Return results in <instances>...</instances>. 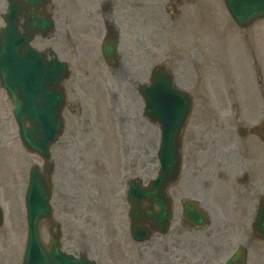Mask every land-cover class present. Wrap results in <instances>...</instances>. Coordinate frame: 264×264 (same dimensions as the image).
<instances>
[{
  "label": "rangeland",
  "instance_id": "obj_1",
  "mask_svg": "<svg viewBox=\"0 0 264 264\" xmlns=\"http://www.w3.org/2000/svg\"><path fill=\"white\" fill-rule=\"evenodd\" d=\"M204 1L207 0H196L191 4L186 26L176 30L174 41L158 43L149 29L148 54L151 59L148 65L158 62L159 54L155 51L165 50L164 57H169L165 65L173 72L176 83L189 90L193 97L191 119L183 138L180 181L168 187L173 203V220L169 229L184 227L175 215L182 198H201L211 213L212 224L207 229H213L218 222L219 229L232 225L228 229L235 232V235L228 236L231 243L224 245L221 252L208 251L212 256L208 259L220 260L232 251L234 241L242 237L240 234L249 229L254 203L251 196L248 203L236 212L229 208L230 200H226L230 196L225 194L226 190L230 194L231 187L233 190V187L238 189L240 186L230 183L224 190L220 179L211 181L208 178L214 168L215 153L228 147L250 148L238 159L233 154L230 164L239 169L240 156L246 155L251 170L255 160L252 171L258 175L259 192H264V143L257 136H240L236 132L237 121L251 126L261 121L264 114V23L255 22L251 33L241 31L230 20L223 0H208L210 2L203 10ZM3 7L4 4L1 10ZM194 18L207 20L203 19V26H195ZM203 28V36L209 40V50L201 48L199 52L196 47ZM190 33L195 43H191L189 49L188 45L181 49L186 52V57L181 60L177 45H182ZM248 34L254 43L247 42ZM242 35L246 36V45ZM63 54L68 56V53ZM180 60L184 61L183 72L179 71L180 65L177 64ZM194 61L200 62L197 74ZM76 75L79 74L72 69L67 83L74 85ZM139 76L145 77L143 74ZM128 78L127 73L107 76V83L116 90L113 104L105 100L107 89L97 76V87L90 88L87 97L81 101V110L77 111L81 117L69 112L71 103L65 108L63 135L51 148V159L55 163L51 176L52 219L61 225L62 248L74 254L85 252L97 264H171L173 257L167 256V248L172 242L175 243V256H182L180 247H183L191 254L187 258L200 257L205 242L202 245L197 242L194 246L191 235L183 236L184 241L173 233L168 234L165 241L150 239L138 244L130 240L125 181L133 175L143 181L154 177L158 168L156 147L159 138L156 127H151L142 117L141 99L134 84L128 83ZM230 107H233L232 112ZM235 110H238L236 119ZM210 147L212 150L208 149ZM198 153L205 156L202 169L197 166L203 173L200 176L193 165ZM242 161L246 162L245 159ZM33 164L41 166L42 160L22 146L9 99L0 88V205L4 212L0 226L2 264H21L22 261L26 240L24 193L28 170ZM231 167L228 165L229 169ZM230 213L235 218H230ZM225 216L231 223L224 220ZM40 229L43 239L48 241L47 224L43 223ZM247 243L245 264H264V242L249 239ZM187 258L183 261L185 264Z\"/></svg>",
  "mask_w": 264,
  "mask_h": 264
},
{
  "label": "water",
  "instance_id": "obj_2",
  "mask_svg": "<svg viewBox=\"0 0 264 264\" xmlns=\"http://www.w3.org/2000/svg\"><path fill=\"white\" fill-rule=\"evenodd\" d=\"M8 1L6 25L0 30V86L11 99L23 145L46 161L42 171L34 166L29 172L25 196L28 231L23 264H94L85 255L75 258L59 250L57 226L51 230L49 248L44 246L39 235L40 223L50 216L47 174L52 166L47 163L48 148L57 138L62 126L60 110L64 98L62 92L57 89V83L62 76L67 75V71L66 65L63 67V74L60 66L45 64L43 55L29 46V37L36 31V21H25V36L17 32L15 17L21 6L15 5L12 0ZM225 3L231 16L240 26H247L254 19L264 17V0H225ZM146 92V113L154 120L162 122L164 132L157 152L161 167L156 178L150 181L144 190L139 189V184L130 183L128 200L131 203V229L137 240L147 236V228L144 226L146 220L151 228L155 229H165L168 225L170 211L164 189L167 183L175 179L179 170V137L190 106L183 91L171 89L169 77L165 74L156 75ZM256 130L264 140V123L259 124ZM143 201L148 202L146 209L141 208ZM190 205L187 209L188 216L193 222L196 220V224H203L204 215L195 214L196 209ZM1 221L0 209V223ZM253 228L264 239V198ZM137 233L141 235L137 236ZM241 258L242 255L238 256L236 253L224 264H233Z\"/></svg>",
  "mask_w": 264,
  "mask_h": 264
},
{
  "label": "flooded vegetation",
  "instance_id": "obj_3",
  "mask_svg": "<svg viewBox=\"0 0 264 264\" xmlns=\"http://www.w3.org/2000/svg\"><path fill=\"white\" fill-rule=\"evenodd\" d=\"M190 2L187 0H58L53 3L55 5L49 2L44 7L37 9L36 12L39 14L49 13L55 21H58V24L55 25V30L45 38L36 35L32 42L47 43L43 46L46 53H49L50 49L55 50L56 54L62 59L68 60L70 68L79 74L74 76V85L68 83L65 86L67 92L65 108L71 103L72 107L70 110L68 109L70 113L77 114V111L81 110V101L87 97L90 87L95 85L97 75H102V80L106 85L105 98L109 102L108 104H113L115 91L112 85L106 81L107 73L111 75L127 73L129 76L128 83L134 84V88L139 83L147 84L150 59L148 54L149 29L154 33L156 42L165 41L166 43L189 16ZM21 17L24 19L23 16ZM115 39L119 56L117 63L111 65L104 59L102 47L104 43L107 44ZM186 46L189 49V44H184L181 49ZM163 51L166 53L165 50ZM163 51H157L159 54V64L157 65L160 66H165L168 60L164 57ZM179 52L182 54L180 59L183 60L186 57V52L183 50ZM63 53H68V56L64 57L66 55ZM179 64H181L179 70L183 72L184 62H179ZM153 66L154 64L151 67ZM141 74L145 77L139 76V78L138 75ZM130 76L133 77L130 78ZM237 115L238 111L235 112L234 117L236 118ZM240 149L238 147L232 151L237 159L241 155ZM229 150L232 148L230 147ZM219 157L220 160L225 159L226 162L232 161L230 151H217L215 158L218 159ZM202 158L203 156H200L198 160L202 161ZM245 168L240 156V167L239 169L233 167L232 175L233 180L241 181L242 185L245 184L246 186L250 178L248 168ZM256 186V181L249 183L252 191ZM183 230L184 232L179 236L184 239L183 236L191 235L192 245L195 246L197 242L202 245V242H205L202 256L194 259L193 264H197V261L202 263L206 260L208 251L218 254V251L223 250L224 245L231 243L228 234L232 232L235 235L234 231L227 230V234L222 229ZM171 232L177 234V229H172ZM166 238L167 236L157 235L154 240L165 241ZM169 244L170 248H168L167 255L173 257L175 255V243ZM174 260L176 261L171 264H175L178 258Z\"/></svg>",
  "mask_w": 264,
  "mask_h": 264
}]
</instances>
